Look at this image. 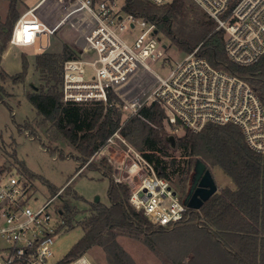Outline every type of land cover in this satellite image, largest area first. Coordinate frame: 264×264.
I'll use <instances>...</instances> for the list:
<instances>
[{
  "label": "built area",
  "instance_id": "2783aa9c",
  "mask_svg": "<svg viewBox=\"0 0 264 264\" xmlns=\"http://www.w3.org/2000/svg\"><path fill=\"white\" fill-rule=\"evenodd\" d=\"M148 1L163 6L178 0ZM191 1L225 31V51L234 64L249 67L264 58V0ZM123 7L118 0H38L20 15L10 44L34 45L45 35L72 31L83 47L78 58L64 64V102L107 104L116 95L130 117L157 103L166 114V133L176 139L185 130L198 133L208 124H231L241 129L250 149L264 155V102L251 85L215 68L198 49L172 62L156 25ZM86 66L92 67L89 75ZM114 144L124 159L107 161L116 173L126 174L114 181L130 187L131 205L157 226L175 228L189 220L186 198L156 174L120 130L98 152ZM225 188L221 184L218 193ZM62 191L34 208L40 192L22 173H12L10 164H0V264H60L54 261L53 245L65 228L50 207ZM69 264L91 262L83 255Z\"/></svg>",
  "mask_w": 264,
  "mask_h": 264
},
{
  "label": "trees",
  "instance_id": "16d2710c",
  "mask_svg": "<svg viewBox=\"0 0 264 264\" xmlns=\"http://www.w3.org/2000/svg\"><path fill=\"white\" fill-rule=\"evenodd\" d=\"M19 1L9 0L8 16L4 21L0 18V103L6 105L14 98L7 86L24 85L29 70L25 54L20 73L9 75L1 67L20 17L17 10ZM123 8L136 18L154 23L158 34L181 53L190 54L198 49V55L215 68L247 81L264 102V58L249 67L234 64L225 51V31L218 29L216 21L196 3L178 0L157 6L148 0H124ZM78 56L79 52L67 43L63 44L60 53L45 52L36 56L40 84L33 86L27 98L40 118L36 124L43 128L46 138L53 143L64 139L72 146L77 152V172H80L120 130L153 165L159 177L176 182L184 198L193 185L198 161H202L209 170L221 168L234 188L227 186L206 202L200 211L190 209V219L181 222L175 230L189 236L184 261L264 264V155L249 148L241 129L231 124H208L198 133L185 130L177 138L176 150L186 158L180 162L174 158L168 161L164 158L170 156L165 140L166 114L157 103L142 107L139 116L131 118L124 126L122 106L113 95L107 104L63 101L64 64ZM19 128L22 132L27 131L31 124L25 122ZM52 153L57 152L52 150ZM89 170L100 172L108 179L110 204H92L91 215L84 217L79 224L84 231L82 238L60 264H69L95 247L104 250L109 264H134L119 243L120 237L148 243L151 236L164 234L172 228L152 224L142 211L131 205L130 187L114 181L111 176L113 168L108 161L103 159ZM19 172L35 186V174L26 168H20ZM49 188L54 196L60 191ZM58 214L63 220V228H73L80 212L67 204L58 210ZM192 220L196 222L185 224Z\"/></svg>",
  "mask_w": 264,
  "mask_h": 264
},
{
  "label": "rangeland",
  "instance_id": "374dc122",
  "mask_svg": "<svg viewBox=\"0 0 264 264\" xmlns=\"http://www.w3.org/2000/svg\"><path fill=\"white\" fill-rule=\"evenodd\" d=\"M37 1L20 0L17 6L19 14L24 13L27 10V6L30 7ZM118 1L120 5L124 4V0ZM8 11L9 0H0L1 20L4 21L7 18ZM160 37L162 42L168 46L165 53L172 62L181 61L187 55L181 53L176 47L171 46L169 40L164 36L160 35ZM65 43L77 51L83 47L77 34L72 31H67L65 35H56L50 38L45 35L42 38V42L38 40L34 45L23 47L13 46L9 41V48L5 52L1 64L3 70L9 75H16L22 71V57L24 54L29 61L25 84L17 87L8 85L7 89L14 94V98L9 101V105L0 103V164H10L12 173H16L20 168H26L37 176L33 182L40 194L38 195L39 200L32 204L34 208H39L47 199L54 197L50 192L49 186H51L57 188L58 191L63 189L61 195L54 200L50 207V212L55 218H57L58 210L64 208L67 204L80 212L73 228L63 229L53 245L54 261L56 262L62 261L69 254L72 247L82 238L84 231L79 224L84 217L91 215L89 210L92 204H95L96 198L99 197L98 203L107 206L110 204L108 179L100 172L90 171L89 168L99 164L103 159L106 161L112 160L115 164V160L117 162L119 160L122 161L125 156L120 146L114 144L106 152L100 151L91 157L83 166V169L77 172L79 165L76 161L77 152L75 149L64 139H60L56 143L49 141L43 128L37 126L36 123L40 118L27 98V93L31 91L33 86L40 84V74L36 70L35 65L36 56L45 52L60 53ZM85 69L87 75L92 73L91 66H86ZM113 96L122 106V120L125 126L134 117H130L124 112V101L119 96ZM25 122L31 124V128L22 132L19 125H24ZM165 128L168 129L167 124H165ZM132 135L135 136V133H132ZM127 139L128 141L130 140L129 137ZM129 142L135 147L131 140ZM52 150H56L57 153H52ZM169 154L170 156L164 157L168 161L174 158L180 162L186 158L182 156L180 151L172 149L170 145ZM198 162L200 163V161ZM211 171L219 186L224 183L234 188L233 182L221 168L217 167L211 169ZM111 176L113 179L116 176L123 180L126 174L122 171L116 173L114 168ZM172 185L183 195L176 182H172ZM191 188H189V192ZM194 222L196 221L192 220L185 224L190 225L194 224ZM180 226L178 225L170 229L171 231L164 232V234L151 236L148 243L128 237H120L119 243L131 257L134 264H200L197 259L191 263L184 261L189 236H186V233L175 231ZM86 255L91 264H109L104 250L100 247L92 248ZM201 261V264H206L203 260Z\"/></svg>",
  "mask_w": 264,
  "mask_h": 264
},
{
  "label": "water",
  "instance_id": "95a60500",
  "mask_svg": "<svg viewBox=\"0 0 264 264\" xmlns=\"http://www.w3.org/2000/svg\"><path fill=\"white\" fill-rule=\"evenodd\" d=\"M165 48L168 46L165 44ZM166 142L172 149H176L177 139L174 135L166 134ZM9 165V164H7ZM219 192V183L213 172L207 169L206 165L200 161L197 163L195 177L189 195L186 198V203L190 209L200 211L206 202ZM99 202V197L95 203Z\"/></svg>",
  "mask_w": 264,
  "mask_h": 264
},
{
  "label": "crops",
  "instance_id": "0c3cea01",
  "mask_svg": "<svg viewBox=\"0 0 264 264\" xmlns=\"http://www.w3.org/2000/svg\"><path fill=\"white\" fill-rule=\"evenodd\" d=\"M224 184V183H223ZM225 186H227L226 184H225Z\"/></svg>",
  "mask_w": 264,
  "mask_h": 264
}]
</instances>
